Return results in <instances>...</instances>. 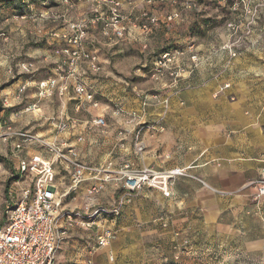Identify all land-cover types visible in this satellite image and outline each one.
<instances>
[{
    "label": "crops",
    "instance_id": "obj_1",
    "mask_svg": "<svg viewBox=\"0 0 264 264\" xmlns=\"http://www.w3.org/2000/svg\"><path fill=\"white\" fill-rule=\"evenodd\" d=\"M94 1L98 4L97 17L103 16L108 4L103 0ZM118 1L127 26H132L129 30L135 34L132 39L138 37L150 52L169 45L174 39L177 44L186 43V47L195 43L187 34L196 11L203 9V6L192 9L196 0H156L152 5L144 0ZM178 11L182 19L168 21V17ZM143 15L157 20L156 24H149V30L141 26L145 19L141 25L134 24ZM94 30V44L109 45L107 42L112 40L104 36L102 28L95 26ZM262 30L264 27L260 31L255 29L252 38L259 36ZM130 38L127 39L132 41ZM224 42H196V50L205 61L178 88L167 87L151 77L147 91L144 88L133 91L125 85L121 88L122 108L112 110L109 106L103 109L88 105L78 110L80 107L76 105L71 109L78 113L73 118L69 115L68 103L62 101L59 119H71L73 124L67 132L50 138L76 147L84 163L101 166L114 162L120 168H152L159 172L189 169L188 176H176L172 180L170 197L149 187L136 193L119 221L109 225L111 229L116 228L113 245L107 251L104 249L105 252L94 254L96 264H150L151 260L153 264H161L158 257L164 253L159 252H165V243L172 241L183 246L189 240L190 247L183 248H190V252L208 251L210 243L216 245L219 252H264V196L256 198L258 189L253 184L264 178V52L260 51L264 47L247 51L223 73L224 57L217 49ZM141 43L138 46H142ZM62 72L74 92L73 83L80 80L78 74L85 70L78 71L69 63ZM112 80L105 79L104 85L110 95L117 89ZM228 83L230 88L220 92ZM72 91L64 98L69 100ZM103 114L112 117V121L107 123L104 116L105 125H95L93 120ZM86 115L90 117L84 120ZM17 142L18 139L14 145ZM27 150L24 158L38 154L36 146H28ZM44 156L51 157L49 153ZM10 157L18 161L15 155ZM57 170V186L64 193L70 185V171L65 170L61 176ZM29 181L23 189L31 187L32 179ZM99 182L88 179L82 183L74 193L76 201L66 199V206L80 210L110 204L115 199L113 182L93 202H87L88 190ZM11 203L13 199L0 194V211L5 204L7 215ZM6 221L0 224V229ZM143 226H149V230ZM76 231L82 232L79 228ZM74 232L60 250V264L82 263L89 256L90 241L78 239ZM149 233L158 242L157 252H145L144 240ZM179 250L171 247L169 252Z\"/></svg>",
    "mask_w": 264,
    "mask_h": 264
},
{
    "label": "rangeland",
    "instance_id": "obj_2",
    "mask_svg": "<svg viewBox=\"0 0 264 264\" xmlns=\"http://www.w3.org/2000/svg\"><path fill=\"white\" fill-rule=\"evenodd\" d=\"M103 1L109 7H107L108 10L104 14L101 13L103 15L101 18L100 16L97 17V14H99L96 11L98 4L94 0H0V194L4 198L8 197L13 199L10 207L14 206L18 201L24 185L30 183L29 180L31 178L20 176L18 170V162L20 159H24V156L28 152L27 147L36 146L38 153L43 155L49 153L46 146L36 140H34L32 145L27 143L22 150L15 149L14 143L19 139L15 133L28 132L30 135L37 137L45 143L61 145L58 139H52L50 136L57 137L67 132L73 124V120L71 119H59L61 117L59 107L62 101L65 104L68 103L71 118L77 117L78 113L76 114V111L71 110L73 107L75 109L76 105L80 107L78 110H81L83 106H93L84 97L76 94L75 86L78 82L83 84L93 94L98 103L96 108L101 106L104 109L106 106H109L112 110H116L117 107H123L120 103L119 91L121 88H124V85L133 91L135 88H144V91H147L151 87L150 79L153 66L151 62L162 51L172 50L174 48L185 50L191 44L195 46L196 42L210 41L214 44H219L225 41L222 44L224 45L229 40L226 24L231 20H236L241 23L242 30L239 34L240 36H246L247 33L246 26H248L249 15L242 11L233 12L232 9L233 5L241 0H196L193 2L195 6H191L192 9L199 6H203V9L200 12L196 11L194 21L188 30L190 33L187 34L195 43L188 44L186 47V43L182 45L177 44V40L174 39L169 45L161 46L155 52H150L149 49L143 47L138 37L132 39L133 31L129 30L132 26H127L125 22L126 19L120 9V1ZM144 1L152 5L156 0H152L151 2L148 0ZM116 3L119 4L118 7L122 16L121 23L124 18V24H122L127 27L128 31L124 38L116 36L111 24L113 17L112 9ZM260 3L264 4V0H252L250 5L257 6ZM177 13L179 14L177 19L181 20V12L178 11ZM143 16H140L138 21H133L134 24L140 23L141 25L144 19L146 21L143 24H151L149 18L152 17L149 15ZM97 18L99 20L94 23L93 21L97 20ZM257 25L258 27L255 29L258 31L264 27V7ZM95 26L98 29L102 28L104 36L111 38L112 41L107 42L109 45L106 46L104 44L105 42H103L104 45L94 44L92 35H94ZM136 35L139 36L138 34ZM185 35L184 33L182 34L183 37ZM78 36L81 39L79 46H76L70 40ZM246 37L249 39L250 35ZM127 38L132 39V41ZM61 40H63V43ZM263 40L264 38L261 40L262 45L260 49L264 47ZM246 41L248 43V40ZM126 42L132 44L126 46L124 45ZM139 43L142 46H138ZM66 50H69V53ZM74 51H78V54L73 55ZM260 51L264 52V48ZM248 52L244 51L239 57ZM85 54L95 57L97 69L93 68L92 60L84 56ZM222 55L224 57V64L221 69L225 73L239 57L231 59L227 52H224ZM69 63L74 69L78 68V71L85 70L82 74H78L80 80H82L80 81L78 79L73 83L72 87L74 92L70 90L71 87L67 82V75L62 72ZM55 73H58V75L51 78ZM72 76L77 78L75 74ZM107 78L113 79V87L117 88L116 92H112L111 95L107 92L109 90H106L104 87L106 84L105 79ZM48 79L57 81L53 89L54 93L49 97L42 98L39 95L40 84L41 82L48 81ZM62 80H64V83ZM65 86L68 87V90H64ZM68 91H72L69 95V100L64 98ZM100 116L103 118L105 116L107 123L113 119L107 116V114ZM89 117L86 115V118H83L85 120L89 119ZM61 123H68L69 128L65 131H60L59 125ZM52 140L54 141L51 142ZM74 148L78 151L76 147ZM11 155H15L18 161L12 159L10 157ZM112 163L113 169H120V165L116 164V167L114 162ZM56 168H58L57 171L60 172L61 176L66 170L63 169L61 164H57ZM10 179L12 181L8 187V191L5 192L6 184ZM111 182L114 183L116 188L114 194L115 199L110 204H101L99 206L113 207L124 198L125 189L120 188L121 186L116 181H110L104 184V189ZM104 189L93 198H90L88 194L86 196L87 202H93L95 197L99 196ZM77 191L78 189L64 197V205L69 210L71 209L66 206L65 200H75L74 193H77ZM136 193L128 199H124L125 204L122 213L124 208L135 197ZM5 204L1 206L0 224H3L7 220ZM94 207L96 206L73 210L80 213L81 217H78V222L74 224L71 233L72 236L74 230L77 228L81 229L82 232L76 231L74 235L78 236V239L90 241L91 245H95L96 236L100 234L98 232L103 231L102 227L109 228V225L113 222L111 219L101 218L91 227H85L82 222L89 221ZM143 227L149 230V226ZM115 229L112 230L116 231ZM145 238V252H157L158 242L153 240L152 233L146 235ZM113 240L110 246L102 249L94 248L93 250L89 245V256L84 262L78 264H85L89 259H94V254L102 252L104 249L106 251L109 250L113 245ZM189 244L190 242L188 240L183 243V246L190 247ZM194 244L199 245L197 243ZM183 246L173 241L166 242L165 252H159V254L164 253L158 257L161 259V264H264V252H219L217 251L216 245L211 243L208 244V251L197 250L195 252L194 250L190 252V248H183ZM171 247L173 250L174 248L180 250L177 252H169ZM59 253L60 251L58 252V258ZM151 254L155 255L154 253ZM112 257L114 258V256ZM149 263L153 264V260ZM68 264H71V262Z\"/></svg>",
    "mask_w": 264,
    "mask_h": 264
},
{
    "label": "built area",
    "instance_id": "obj_3",
    "mask_svg": "<svg viewBox=\"0 0 264 264\" xmlns=\"http://www.w3.org/2000/svg\"><path fill=\"white\" fill-rule=\"evenodd\" d=\"M148 1L151 2L152 0ZM251 1L241 0L233 5L232 8L233 12L242 11L249 15L246 36L250 35V38L240 36L241 23L231 20L226 24L229 40L217 50L221 54L227 52L231 59L239 57L244 51L261 48L264 30L254 39L252 35L260 20L264 4L260 3L257 6H251ZM118 6L119 4L116 3L112 9L111 24L116 36L124 38L128 31L127 27L121 23L122 16ZM145 16L147 15L143 17ZM178 17L179 14L175 13L168 17V21ZM98 20L97 18L93 22L96 23ZM149 21L151 24L157 23L155 18H149ZM142 28L149 30V25L143 24ZM80 39L81 37L78 36L70 40V42L79 46ZM246 40H248V43ZM179 49L165 50L157 55L151 69V77L154 81L162 82L167 87L178 88L181 82L187 76L195 73L205 61L203 56L196 50L194 44L189 45L185 50ZM66 52L69 53V50H66ZM77 54L78 51L73 52V55ZM84 56L91 59L93 68L97 69L95 57L89 54ZM72 75L74 74L72 73ZM56 83V80L41 82L39 95L42 98L51 96L54 93L53 89ZM228 88H230V84H224L220 88V92ZM64 90H68V87L65 86ZM75 92L78 96L84 97L94 107H97L98 103L93 94L83 84L78 82L75 86ZM144 105H147L146 101ZM120 113L124 114V112ZM93 123L97 126H104L105 119L98 117L93 120ZM68 128V123L59 125L60 131H65ZM15 135L19 137L18 142L14 145L15 149L22 150L27 143L36 140L46 146L51 157L38 153L29 158L20 159L18 162L20 175L22 177H30L32 184L31 187L22 189L16 204L12 207L9 206L7 209L6 225L0 229V264H60L58 252L70 238L74 224L78 222V217H81L80 213L65 207L64 197L76 191L88 179L100 181L99 184L89 189L90 198H93L104 189V184L110 181H116L121 186L120 188L125 189V193L124 198L113 207L98 206L94 208L89 221L82 222L85 227H91L96 224L99 218H108L111 221H116L121 216L125 204L124 199H128L144 187L160 190L164 196L170 197L172 180L176 176L189 175V169L187 168L159 172L152 168L139 170L129 166H123L115 170L112 162L102 166H94L84 163L80 158L79 152L74 147L64 144L45 143L28 132H19L15 133ZM57 164H61L66 170L70 171V185L64 193H61L57 186ZM253 184L258 189L256 198L264 196V178L253 182ZM102 228L103 231L97 236L95 245L91 246L93 250L94 248L102 249L110 246L114 239V233L111 228L105 226ZM85 264H96V262L93 259H89Z\"/></svg>",
    "mask_w": 264,
    "mask_h": 264
},
{
    "label": "trees",
    "instance_id": "obj_4",
    "mask_svg": "<svg viewBox=\"0 0 264 264\" xmlns=\"http://www.w3.org/2000/svg\"><path fill=\"white\" fill-rule=\"evenodd\" d=\"M164 51H165V50H164ZM11 181H12V179H10V180L7 182V184H6V191H8V187H9Z\"/></svg>",
    "mask_w": 264,
    "mask_h": 264
}]
</instances>
